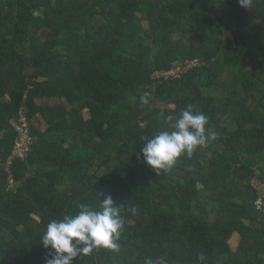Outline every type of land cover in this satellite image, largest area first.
<instances>
[{"label": "trees", "instance_id": "16d2710c", "mask_svg": "<svg viewBox=\"0 0 264 264\" xmlns=\"http://www.w3.org/2000/svg\"><path fill=\"white\" fill-rule=\"evenodd\" d=\"M192 58L180 78L151 77ZM189 105L215 139L156 175L141 147ZM21 109L32 151L7 169ZM255 181L264 187V0H0V264H46L47 224L106 196L125 220L120 251L72 264H264Z\"/></svg>", "mask_w": 264, "mask_h": 264}, {"label": "clouds", "instance_id": "9594fccd", "mask_svg": "<svg viewBox=\"0 0 264 264\" xmlns=\"http://www.w3.org/2000/svg\"><path fill=\"white\" fill-rule=\"evenodd\" d=\"M253 0H238L242 8L249 9ZM149 93L140 97L142 104H148ZM171 119V118H169ZM208 117L202 112H194L192 106L181 111L173 124L172 131H161L147 139L140 150L143 163L156 175L169 171L181 156L191 157L197 148H205L215 139L207 134ZM99 202V201H98ZM75 214L63 216L60 220L50 221L40 237L45 249H50L46 264H72L81 256H88L94 250L104 249L113 253L120 251L121 235L125 220L121 206H117L111 196H106L99 207L86 203L77 205ZM134 211V210H133ZM199 264L206 257L198 256ZM144 264H168L163 257L154 261L147 258Z\"/></svg>", "mask_w": 264, "mask_h": 264}, {"label": "built area", "instance_id": "2783aa9c", "mask_svg": "<svg viewBox=\"0 0 264 264\" xmlns=\"http://www.w3.org/2000/svg\"><path fill=\"white\" fill-rule=\"evenodd\" d=\"M200 64L198 58L173 61L167 69H158L152 72L151 77L155 80H171L182 77L192 67ZM15 139L12 149L5 164L8 169L14 160H25L32 151L33 137L30 132V123L26 114L19 111L17 119L13 122ZM12 182V180H10Z\"/></svg>", "mask_w": 264, "mask_h": 264}, {"label": "rangeland", "instance_id": "374dc122", "mask_svg": "<svg viewBox=\"0 0 264 264\" xmlns=\"http://www.w3.org/2000/svg\"><path fill=\"white\" fill-rule=\"evenodd\" d=\"M226 35L230 36L231 35V32L230 31H226L225 32ZM44 124V122L42 123V125ZM255 185L256 187L258 188L260 194H264V187L262 184H260L259 182L255 181ZM238 237L237 236H234L231 240H230V244L233 248L236 247L237 243H238Z\"/></svg>", "mask_w": 264, "mask_h": 264}]
</instances>
